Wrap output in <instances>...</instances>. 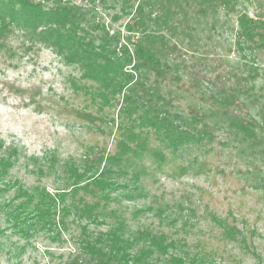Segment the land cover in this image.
Instances as JSON below:
<instances>
[{
	"label": "trees",
	"instance_id": "obj_1",
	"mask_svg": "<svg viewBox=\"0 0 264 264\" xmlns=\"http://www.w3.org/2000/svg\"><path fill=\"white\" fill-rule=\"evenodd\" d=\"M117 1L121 13L131 15L129 27L141 32L134 49L128 43L120 44L119 34L111 35L101 24L87 25L86 10L71 0H56L53 5L44 0H0V56L16 57L19 47L11 44L10 37L17 33L28 50L39 43L51 46L65 62L77 65L84 81L82 85L73 83L88 96L90 105H71L69 111L115 138L112 148L104 141L86 151L79 163L66 162L69 188L53 192L39 185L31 190L18 187L15 199L21 200L10 207L8 215L15 226L24 225L21 231L29 233L35 226H56L60 212L65 216L77 212L92 222L112 214L107 232L87 238L84 250L98 264H146L155 253L168 254L174 243L166 234L150 229L129 234L123 217L107 209L111 194L123 189L128 198L142 196V177L153 173L146 158L161 168L192 154L191 150L209 154L217 149L215 143L230 144L239 154L251 157L246 162V185L264 193V174L259 176L264 170L258 164V160L264 164V133H258L264 131V102L246 84L250 76L237 77L233 72L235 79L230 83V77L210 79L214 89L205 90L202 69L185 61V55L202 42L195 33L198 25L232 0ZM239 23L241 34L251 41L247 46L264 58V41L252 40L255 31L246 13L240 15ZM255 103L261 104L258 120L247 110ZM152 140L158 145L153 146ZM16 153L11 150L0 158V175L13 166ZM187 162L176 163L175 176L191 169L197 174L212 170L210 160H200L197 154ZM67 196H71L70 202ZM231 215L232 220L209 212L220 224L223 240L240 238L242 246L250 250L247 234ZM243 223L250 235L258 234L246 219ZM138 241L144 246L135 250ZM164 264H186V260L171 254Z\"/></svg>",
	"mask_w": 264,
	"mask_h": 264
},
{
	"label": "rangeland",
	"instance_id": "obj_2",
	"mask_svg": "<svg viewBox=\"0 0 264 264\" xmlns=\"http://www.w3.org/2000/svg\"><path fill=\"white\" fill-rule=\"evenodd\" d=\"M44 1L47 5L56 4V0ZM71 1L86 10L87 25L99 23L111 35L118 33L120 44L128 43L132 49L139 44L141 32L129 27L131 15L121 13L117 0ZM245 13L255 31L252 40L264 41V0H232L227 7L220 5L214 17L198 25L195 33L202 42L185 55V61L202 69L200 78L205 90L214 89L210 79L230 77V83L235 79L233 72L237 77L250 76L246 84L254 87L253 92L262 103L264 58L247 46L246 42L251 41L241 34L239 17ZM22 41L20 33L11 35L10 42L19 47L18 54L13 59L0 56V158L7 157L11 150L17 151L13 166L7 174L0 175V262L98 264L83 244L87 238L107 232L114 219L112 214L92 222L82 219L77 212L67 216L60 212L56 226H35L29 233L22 232L26 227L15 226L8 215L10 207L21 200L15 199L18 187L31 190L39 185L53 192L67 189L66 162L79 163L86 151L104 141L112 148L115 139L69 111L71 105L83 106L89 101L74 87V80L80 85L84 82L77 65L65 62L51 46L39 43L28 50ZM183 69L181 66L184 73ZM260 103L247 109L257 120L261 119L257 115ZM152 145L158 142L152 140ZM215 147L209 154L202 149L191 150L192 154L179 156L161 168L146 158L153 173L142 177V196L128 198L123 189L111 194L107 209L123 217L129 234L150 229L173 241L168 254L155 253L146 264H164L171 254L183 257L186 264H264V193L246 185V162L251 157L239 154V149L230 144L222 147L215 143ZM194 154L200 160L209 159L212 170L197 174L191 169L175 176L176 163H188ZM262 163L258 160L264 170ZM261 174L264 172L259 171ZM66 200L70 202L71 196ZM209 212L231 220L233 213L234 221L247 234L250 250L242 246L240 238L223 240L220 224ZM245 219L258 234L250 235L244 227ZM142 246L144 242L138 241L134 249Z\"/></svg>",
	"mask_w": 264,
	"mask_h": 264
},
{
	"label": "built area",
	"instance_id": "obj_3",
	"mask_svg": "<svg viewBox=\"0 0 264 264\" xmlns=\"http://www.w3.org/2000/svg\"><path fill=\"white\" fill-rule=\"evenodd\" d=\"M0 264H4V263L0 262Z\"/></svg>",
	"mask_w": 264,
	"mask_h": 264
}]
</instances>
